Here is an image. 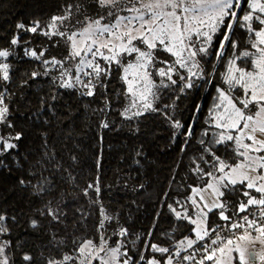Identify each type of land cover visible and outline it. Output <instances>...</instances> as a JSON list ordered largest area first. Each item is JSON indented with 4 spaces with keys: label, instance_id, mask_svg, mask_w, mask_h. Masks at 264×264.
<instances>
[{
    "label": "trees",
    "instance_id": "obj_1",
    "mask_svg": "<svg viewBox=\"0 0 264 264\" xmlns=\"http://www.w3.org/2000/svg\"><path fill=\"white\" fill-rule=\"evenodd\" d=\"M68 3L75 0H0V50L14 51L10 80L0 83L13 127L0 125V134H22L20 141H14L18 147L0 157V214L7 217L4 224L8 229L0 234V242H11L10 260L16 264L21 252L32 254L35 264L75 255L79 244L98 240L105 229L107 233L127 229V236L120 239L134 257L149 255L146 244L174 249L180 240L194 236L190 231L194 226L175 220L168 205L183 211L176 201L186 202L188 214L192 215L187 200L191 188L204 187L208 182L195 171L197 165L205 172L210 170V164L205 163L208 156L204 154L201 159L202 146L198 141L212 138L211 134L203 136L205 129L210 133L219 131L209 128L206 121L218 102L216 89H227L223 75L228 61L251 43L248 34L235 28L234 39L239 48L234 51L226 46L222 59L216 58L219 38L214 37L210 54L201 60L204 79L196 81L197 87L183 92L179 82L161 87L158 99L153 101L161 111L128 119L123 115L128 100L124 95L126 86L119 79L122 71L113 66L111 78L106 81L107 90L96 88L92 97L81 95L84 89L79 85L60 88V80L56 79L59 72L56 75L49 71L42 61L53 57L64 60L68 44L59 36L49 38L16 27L18 23L30 25L34 20L44 25L50 16L62 14L61 6ZM89 14L95 15V6ZM77 18L73 15L71 23L66 22L68 32L80 29L81 25L75 23ZM15 35L20 38L18 46L10 44ZM25 49L43 51L44 55L37 60L25 55ZM156 56L169 62L174 59L166 52H157ZM99 63L104 65L103 60ZM155 64L167 68L159 60ZM176 67L186 74V70ZM33 72L37 73L35 78L31 76ZM152 72L159 85L160 77L155 69ZM173 79L177 77L173 75ZM231 95L240 97L237 91ZM168 116L185 127L173 128ZM105 122L109 127L102 126ZM188 127L193 136L186 138ZM185 139L188 144L181 151ZM234 148V144L219 145L214 151L229 164H236L240 158ZM236 187L242 188L239 184ZM222 199L229 201L231 214L236 202L246 198L237 192ZM49 208L58 214V220L47 214ZM101 209L114 217L104 228L98 227L103 220ZM33 220L37 221V228L30 226ZM222 223L215 213H209V228Z\"/></svg>",
    "mask_w": 264,
    "mask_h": 264
},
{
    "label": "snow or ice",
    "instance_id": "obj_2",
    "mask_svg": "<svg viewBox=\"0 0 264 264\" xmlns=\"http://www.w3.org/2000/svg\"><path fill=\"white\" fill-rule=\"evenodd\" d=\"M93 6L95 15L89 14ZM61 12L50 16L44 25L34 20L30 25L18 23L16 27L20 31L49 38L59 36L68 44L69 51L64 60L53 57L42 61L44 65L59 66L60 75L56 79L60 80V88L72 89L79 85L84 89L81 95L92 97L96 88L107 90L106 81L111 78L113 66L118 72L122 71L119 79L126 86L124 95L128 100L123 115L128 119L146 112L161 111L153 104L161 87L168 88L178 82L181 92L197 87L196 81L204 79L201 60L210 54L214 37L219 38L215 53L217 59L223 58L226 46L234 51L239 48L234 39L237 27L246 30L251 43L248 49L228 61L227 72L223 75L227 91L220 87L216 89L218 102L206 123L209 128L219 131L210 133L205 129L203 136L211 134L212 138L207 142L204 139L198 141L202 146L201 159H204V154L208 156L205 163L210 164V170L205 172L199 165L195 169L201 179L208 182L204 187L191 188L187 200L191 203L192 215L188 214L186 202L176 201L183 211L168 205L175 220L194 226L190 229L194 238L185 237L174 245V249L155 243L146 244L144 247L149 255L134 257L129 255L126 242L109 246L108 239L101 234L99 242L84 241L74 249L75 255L66 254L59 260L49 258L46 264H233V261L256 264L257 260L264 264V250L250 252L241 243L257 239L253 232L264 237V0H75V3L62 5ZM73 15L78 17L75 23L81 27L68 32L65 25L66 22L71 23ZM19 43L18 35L10 41L12 46ZM157 52H166L174 59L171 62L159 59ZM9 55L8 50H0V83L10 80L9 64L3 62ZM25 55L41 60L44 52L25 49ZM97 57L104 61L103 66ZM128 57L133 59L128 60ZM68 60H74L75 64L65 68ZM157 60L167 68L157 67ZM239 60L245 63L238 64ZM176 66L186 70V74L178 71ZM152 69L160 77L159 85L152 78ZM81 74L88 79H82ZM173 75L177 79H173ZM31 76L35 78L37 73L33 72ZM237 86L241 89V97L234 98L230 93ZM5 101L6 97L0 92V125L12 128ZM105 104L107 106V99ZM167 118L173 128L185 127L179 120H172L171 116ZM102 126L107 128L109 124L105 122ZM234 132L238 134L233 135ZM184 135L192 137V128L188 127ZM21 139V133L0 134V157L16 149L18 145L14 141ZM245 140L250 143H245ZM187 144L185 139L181 151ZM229 144L235 145L234 152L240 158L236 164H229L214 151L216 146ZM0 164H3V159H0ZM20 183L24 185L25 181ZM238 184L242 188H237ZM95 190L99 192L98 187ZM237 192L246 199L238 200L229 214V201L222 198ZM253 192L259 195H253ZM204 193H208L209 199ZM209 213H215L224 223L209 228ZM47 214L53 220L59 218L51 208ZM101 215L103 220L99 228H104V221L114 219L103 209ZM6 219L0 214V234L8 231L4 224ZM30 226L37 228V221H31ZM224 230L232 235L221 236ZM235 230L240 231L237 233ZM113 234L126 237L127 229L121 228ZM206 239L208 243L204 242ZM198 242L199 247H196ZM10 247V241L0 242V264H16L10 260ZM182 251L187 254L182 255ZM233 252L237 255L233 256ZM153 253L159 254V258ZM19 264H35L33 255L21 252Z\"/></svg>",
    "mask_w": 264,
    "mask_h": 264
},
{
    "label": "rangeland",
    "instance_id": "obj_3",
    "mask_svg": "<svg viewBox=\"0 0 264 264\" xmlns=\"http://www.w3.org/2000/svg\"><path fill=\"white\" fill-rule=\"evenodd\" d=\"M130 15V14H129ZM79 30V29H78ZM103 51V50H102ZM10 52V55H9V57L7 58V60H4L3 62L4 63H8L9 64V72H10V68H11V58L13 57V55H14V51H9ZM89 58H91V56H89ZM128 60H132L133 58L132 57H128L127 58ZM199 59V58H198ZM97 61L98 62H100V59H99V57H97ZM75 64V61L74 60H68L66 63H65V65H64V67L65 68H67V67H69L70 65H74ZM46 67H47V69L49 70V71H54L55 72V74L57 75V72H59V75H60V70H59V66H56V67H53L52 65H46ZM86 71H88V69H86ZM75 74V73H74ZM81 77H82V79H84L85 77L81 74ZM87 78V77H86ZM227 86V85H226ZM226 91H227V89H225ZM234 91H237V93H240V97H241V89L239 88V86H237L235 89H232L231 90V93L230 94H232V92H234ZM129 115H131V113H129ZM238 133H233V135H237ZM245 143H250V141H247V140H245L244 141ZM257 155H259V154H257ZM239 162V161H238ZM237 162V163H238ZM219 174V173H218ZM257 194V193H256ZM204 195H205V198L206 199H209V196H208V193H204ZM253 195H255L254 193H253ZM259 194H257V196H258ZM197 199H199L198 197H197ZM108 223V221H104V225L105 224H107ZM207 226H208V219H207ZM102 235H104L107 239H108V245L109 246H114L115 244H117V243H121L122 242V240L120 239V237H117L116 235H114L113 233H107L106 231H104V232H102ZM192 238H194V236L192 237ZM99 240H100V238L98 239V240H96V241H94V242H99ZM199 243V242H198ZM197 243V244H198ZM242 244H244V242H241ZM159 258V257H158ZM234 262V261H233ZM185 264H186V262H185ZM193 264H195V263H193ZM210 264H211V262H210ZM234 264V263H233Z\"/></svg>",
    "mask_w": 264,
    "mask_h": 264
},
{
    "label": "crops",
    "instance_id": "obj_4",
    "mask_svg": "<svg viewBox=\"0 0 264 264\" xmlns=\"http://www.w3.org/2000/svg\"><path fill=\"white\" fill-rule=\"evenodd\" d=\"M209 217V215H208ZM208 219V218H207ZM209 227V225H208ZM253 237H258L254 241H248L244 242V245L248 248L250 252H256V251H261L264 250V244L261 243V241H264V237H260L259 235L253 236ZM233 256H236L237 253L233 252ZM234 264H238V261H234ZM256 264H260L259 260L256 261Z\"/></svg>",
    "mask_w": 264,
    "mask_h": 264
},
{
    "label": "built area",
    "instance_id": "obj_5",
    "mask_svg": "<svg viewBox=\"0 0 264 264\" xmlns=\"http://www.w3.org/2000/svg\"><path fill=\"white\" fill-rule=\"evenodd\" d=\"M250 218H251V217H250ZM222 224H223V223H222ZM235 231L238 233L240 230H235ZM220 234H221V236H231V235H232V233L228 232L227 230L222 231ZM211 235H212V236H215L216 233H211ZM252 235H253V236H256V235H259V234L253 232ZM204 242H205V243H208V240L206 239ZM210 247H215V246H214V245H210ZM199 258H200V257H199V255H198L197 260H199Z\"/></svg>",
    "mask_w": 264,
    "mask_h": 264
}]
</instances>
